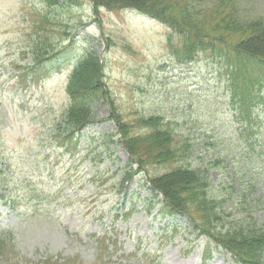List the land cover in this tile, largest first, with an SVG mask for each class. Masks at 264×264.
Returning <instances> with one entry per match:
<instances>
[{
    "label": "rangeland",
    "instance_id": "1",
    "mask_svg": "<svg viewBox=\"0 0 264 264\" xmlns=\"http://www.w3.org/2000/svg\"><path fill=\"white\" fill-rule=\"evenodd\" d=\"M190 1L184 10H206L216 0ZM237 3L239 19L264 18V0ZM167 38L162 23L135 9L96 8L93 0H0V231L11 233L8 264L201 262L196 247H205L204 239L187 218L165 215L161 196L148 190L151 178L173 168H132L128 177L114 120L119 113L128 124L162 116L177 139L200 141L194 156L215 155L223 176L233 174L230 166L237 171L242 157L249 160L232 142L237 126L218 75L222 61L203 53L180 64ZM89 57L102 66L113 106H95L90 126L68 142L78 149L74 158L58 155L54 143L66 142L61 136L71 128L64 115L68 78ZM210 257L209 264H229L221 250Z\"/></svg>",
    "mask_w": 264,
    "mask_h": 264
},
{
    "label": "trees",
    "instance_id": "2",
    "mask_svg": "<svg viewBox=\"0 0 264 264\" xmlns=\"http://www.w3.org/2000/svg\"><path fill=\"white\" fill-rule=\"evenodd\" d=\"M190 2L93 0L96 8L135 9L162 22L171 30L167 46L178 63L193 61L203 53L222 61L218 75L227 84L237 115L238 137H233V145H241L247 158L254 156L258 164L264 163V18L239 19L238 0H216L206 10H184ZM93 60H81L70 73L66 86L70 104L64 115L71 128L65 127L69 129L65 137L90 124L97 104L107 101L113 106L103 90L102 66L98 58ZM73 114L79 118L71 120ZM114 120L119 124L118 142L125 148L129 164L134 162L143 172L165 163L173 168L165 177L151 178L152 190L163 196L167 211L170 208L187 217L200 234L230 250L239 264H264V208L263 213L258 210V204L264 202V189L258 192L257 178L244 157L237 171L230 166L233 174L228 171L223 176L215 155L205 151L194 156L201 152L200 141L190 135L177 139L162 116L142 117L136 124H128L119 113ZM226 148L232 152L229 145ZM9 237V233H0V264H8L9 249L14 250Z\"/></svg>",
    "mask_w": 264,
    "mask_h": 264
},
{
    "label": "bare ground",
    "instance_id": "3",
    "mask_svg": "<svg viewBox=\"0 0 264 264\" xmlns=\"http://www.w3.org/2000/svg\"><path fill=\"white\" fill-rule=\"evenodd\" d=\"M4 204H8L7 200H5ZM192 228L194 229V231L196 232V237L198 238H203L204 239V246L205 247H196L197 249V253L200 255H204L205 258L208 260V264L211 261V253L212 252H216L218 250L223 251L227 256H228V263L229 264H239L237 259L232 255V253L230 252V250L226 249L225 247L221 246L220 244L210 240L208 237L202 235L199 233V231L197 230V228L193 225ZM200 248H201V252H200Z\"/></svg>",
    "mask_w": 264,
    "mask_h": 264
}]
</instances>
